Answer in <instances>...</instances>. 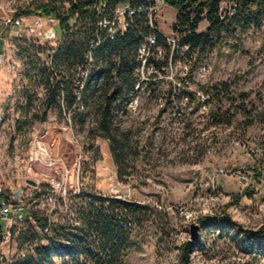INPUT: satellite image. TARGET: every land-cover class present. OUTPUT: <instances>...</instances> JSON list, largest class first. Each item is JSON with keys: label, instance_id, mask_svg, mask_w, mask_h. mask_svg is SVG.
I'll return each instance as SVG.
<instances>
[{"label": "rangeland", "instance_id": "rangeland-1", "mask_svg": "<svg viewBox=\"0 0 264 264\" xmlns=\"http://www.w3.org/2000/svg\"><path fill=\"white\" fill-rule=\"evenodd\" d=\"M40 1L46 0H0V18L13 8ZM223 2L220 10L226 23L233 14L229 13L230 1ZM175 16L176 10L166 5L156 17V25L174 35ZM207 26L203 19L196 31ZM0 29V52H4L0 65V185L24 205L26 216L38 208L50 212L52 205L44 196L32 198L34 191L41 184L49 188L51 178L62 181L59 172L64 168L75 174L79 166V191L93 190L166 213L136 229V245L127 251L125 264H177L179 246L185 241L194 242L190 264H264L263 250H248L242 244L244 230L264 225V11L251 14L244 28L239 23L223 28L217 33L219 39L196 60L195 53L187 58L184 50L177 49L154 79L112 100L109 122L112 134L123 144L119 169L108 141L95 130L98 104L114 89L115 78L105 85L101 78L93 86L87 77L82 116L72 118L75 108L67 109L61 95L57 96L59 107L57 97L48 101L45 87L28 77L29 65L21 56L20 47L34 43L44 51L38 52L39 61L47 65L52 44L17 35L1 22ZM191 61L194 68L188 73ZM202 66L208 67L206 73ZM60 73L75 95L77 82L82 80L78 69L61 67ZM180 78L186 79V89L198 98L177 99ZM206 84L213 88L205 93ZM170 86L175 88L168 94ZM69 117L71 131L65 129ZM34 136L41 137L44 151L36 149L38 158L29 163L28 155L33 152L29 141ZM74 183L71 176L67 192L74 193ZM223 214L242 231L220 232L203 224L205 219ZM27 225L25 220L8 230L0 221L4 255L16 251L27 255L32 248L22 239ZM46 264L62 261L50 256Z\"/></svg>", "mask_w": 264, "mask_h": 264}, {"label": "trees", "instance_id": "trees-1", "mask_svg": "<svg viewBox=\"0 0 264 264\" xmlns=\"http://www.w3.org/2000/svg\"><path fill=\"white\" fill-rule=\"evenodd\" d=\"M107 16L118 3L137 4L138 0H105ZM166 5L176 10L171 30L179 37V44L187 47L184 55L188 58L195 53V60L208 45L219 39L217 34L223 28H230L239 23L244 28L249 22L250 15L264 11V0H164ZM223 1H233L235 11L230 19L224 23L225 17L218 16L219 4ZM66 2L67 6L63 3ZM97 0H46L36 4H27L17 10L16 15L53 16L56 20V35L61 38L55 52L49 54V63L45 65L39 61L38 52L44 53L40 46L25 43L21 56L25 64L29 65L27 75L45 87L47 99L54 100L62 96L66 106L72 109V118L81 117L86 101V87L92 81L93 86L102 78L103 85L115 78L114 89L103 97L98 104V120L95 130L101 138L108 141L109 152L113 163L120 168L123 163L122 140L112 134L109 122L110 104L117 97L134 91L138 78L134 71L138 66L137 47L149 34V27L145 13L135 12L126 32L114 40H103L104 31L100 30L98 14L95 11ZM109 9V10H108ZM206 19L208 26L204 31L197 32V24ZM97 34L101 38L98 46L93 49V69L89 73L88 83L77 98L69 89V81L60 73V68H77L85 64V52L90 42H96ZM216 35V36H214ZM157 42L165 46L160 36ZM164 60L150 58L156 67L166 64L168 53ZM101 65L98 67L97 64ZM97 66V67H96ZM194 68L191 61L188 73ZM32 72V74H31ZM188 77V76H187ZM186 79L180 78L181 83L176 94L177 99L198 98L194 91L186 89ZM141 84V82L139 83ZM175 86L168 88L172 93ZM213 88L204 85L205 93ZM177 90V89H175ZM247 94H244L246 96ZM208 97H210L208 95ZM29 104V96L27 97ZM56 103L59 107V101ZM82 106V109L80 108ZM81 109V110H80ZM79 110V111H78ZM119 171V176L121 175ZM46 188V189H45ZM50 189L41 184L35 190L32 198L46 197ZM166 213L153 207L143 205L127 199L103 195L93 190H81L78 193L68 191L65 198L59 197L50 212L45 209L29 211L26 216L27 230L23 241L31 244L27 255H22L11 264H46L50 256H54L62 264H125L127 251L136 245L134 232L146 225L149 220L165 216ZM30 216L31 220L27 219ZM53 216L57 219L53 220ZM24 220V221H25ZM204 225H209L218 231L241 232L240 226L232 221L227 214L205 219ZM10 228H8L9 230ZM242 244L248 250L260 249L264 251V225L256 230H244ZM194 249V242L185 241L179 246L177 264H190V254Z\"/></svg>", "mask_w": 264, "mask_h": 264}, {"label": "built area", "instance_id": "built-area-1", "mask_svg": "<svg viewBox=\"0 0 264 264\" xmlns=\"http://www.w3.org/2000/svg\"><path fill=\"white\" fill-rule=\"evenodd\" d=\"M74 1V0H71ZM226 2V1H225ZM224 2H221V4ZM28 4V3H27ZM26 4V5H27ZM25 6V5H24ZM67 6V5H66ZM166 6L164 0H138L137 4L130 3H118L116 4L111 11L109 16H107V6L105 0H97L95 3V11L98 14V27L100 30L104 31L103 40H114L117 36H122L130 22L132 21L133 14L135 12L145 13L146 20L149 27V34L145 36L143 41L137 47V63L138 66L135 69L136 73L134 76L138 78V82L136 84V88L140 82L148 81L154 79L159 71V68L155 66V64L149 61L150 58L157 59L160 56L165 55V49L168 52V56L173 54V52H177V49L186 50L187 47L185 45L179 44V37L177 34H170L161 29L156 25V17L161 13L163 8ZM231 10L229 13L232 15L235 11V3L230 1ZM23 7V6H22ZM21 8V7H20ZM229 8V9H230ZM19 9V8H18ZM17 8H13L10 13L4 12L1 16V24L3 28H11L14 29L17 35H26L27 37H31L34 40L43 41L45 43L52 44L50 46V55H52L56 47L61 41V38L56 35V20L53 16H41L38 14H33L29 16L25 15H16L15 13L18 10ZM109 10V9H108ZM218 16L220 19H223L224 13L220 10V4L218 8ZM0 35L2 36V30L0 29ZM157 36H160L165 43V46L158 44ZM96 42H90L87 51L85 52V64L77 67L81 81H78L75 96L77 98L80 97L81 91L84 88L85 80L89 76L90 71L92 70L94 58H93V49L101 42L100 34H97ZM2 37H0L1 39ZM4 60V52L0 53V65ZM163 66L160 68L162 70ZM207 66H202V71L204 73L207 72ZM179 85V81L177 83ZM82 109V106L80 107ZM68 124L65 129H70L71 131V117L68 118ZM42 141L41 137L34 136L29 141L30 149H33L32 153H29V163H32L36 157L35 150H43L41 147ZM31 149V150H32ZM80 158V155H79ZM79 160V159H78ZM79 166H77L75 170V174L71 172V170L64 168L63 171L59 172L62 181H56L51 178L48 181V186L50 189V193H48L45 197L46 201L52 205V207L57 203V196L62 199L65 198L67 194V183L70 181L71 176H74V193L79 192ZM72 189V188H69ZM52 193H56L54 196ZM26 219V212L24 205L15 200L12 195L6 193L1 188L0 185V221L4 222L8 228L16 226L18 224L23 223ZM3 238V233L0 230V242ZM22 256L20 251H16L9 256L4 255L0 250V264H11L17 258Z\"/></svg>", "mask_w": 264, "mask_h": 264}, {"label": "water", "instance_id": "water-1", "mask_svg": "<svg viewBox=\"0 0 264 264\" xmlns=\"http://www.w3.org/2000/svg\"><path fill=\"white\" fill-rule=\"evenodd\" d=\"M26 182H28L31 185H36V182L33 181V180H31V179H26ZM192 238H195V235L194 234L192 235Z\"/></svg>", "mask_w": 264, "mask_h": 264}, {"label": "crops", "instance_id": "crops-1", "mask_svg": "<svg viewBox=\"0 0 264 264\" xmlns=\"http://www.w3.org/2000/svg\"><path fill=\"white\" fill-rule=\"evenodd\" d=\"M3 50V49H2ZM0 53H2V52H0Z\"/></svg>", "mask_w": 264, "mask_h": 264}]
</instances>
